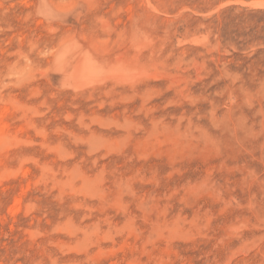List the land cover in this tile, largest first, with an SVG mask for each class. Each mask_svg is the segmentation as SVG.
Wrapping results in <instances>:
<instances>
[{"label": "rangeland", "instance_id": "1", "mask_svg": "<svg viewBox=\"0 0 264 264\" xmlns=\"http://www.w3.org/2000/svg\"><path fill=\"white\" fill-rule=\"evenodd\" d=\"M0 264H264V0H0Z\"/></svg>", "mask_w": 264, "mask_h": 264}, {"label": "bare ground", "instance_id": "2", "mask_svg": "<svg viewBox=\"0 0 264 264\" xmlns=\"http://www.w3.org/2000/svg\"><path fill=\"white\" fill-rule=\"evenodd\" d=\"M4 114V113H3ZM2 117V116H1ZM4 125V124H3Z\"/></svg>", "mask_w": 264, "mask_h": 264}]
</instances>
